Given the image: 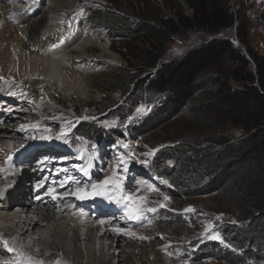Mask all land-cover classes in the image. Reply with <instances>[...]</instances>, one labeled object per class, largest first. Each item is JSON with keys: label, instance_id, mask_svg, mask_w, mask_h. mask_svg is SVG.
I'll return each instance as SVG.
<instances>
[{"label": "rangeland", "instance_id": "374dc122", "mask_svg": "<svg viewBox=\"0 0 264 264\" xmlns=\"http://www.w3.org/2000/svg\"><path fill=\"white\" fill-rule=\"evenodd\" d=\"M11 1L13 4L9 21L12 24H16L18 18L25 16L27 10L38 20H44L46 11L54 13L58 9V3L70 1V5L61 14V25L57 30L59 36L74 39L79 31L77 44L90 36L93 41L107 44L118 60L115 66L111 67L102 64L97 68L94 65L79 67L76 70L81 77V90L78 94H66L62 88L56 86L46 92L40 90L37 93L31 91L26 83L25 86H18L14 81H3V76L0 75V88L15 93L10 103L19 105L20 108L26 105L23 110L30 106L29 114L23 112L26 118L14 113L7 105L1 107L9 111L0 112V119L5 128L10 132H13V126L20 130L19 139L15 142L11 140L15 147L8 149L7 158L0 154V181L7 187L10 186L4 195H0L1 204L20 200L19 207H22L23 199L17 195L22 191L24 194L25 189L26 193L32 189L36 194H41L37 197L39 201H52L60 197L61 195L52 194L56 188H61L63 195L71 194L77 198L76 188H90L93 183L113 176L115 170L127 167L125 178L121 181L122 191L126 193L131 190L142 202L143 208L155 207V213L145 211L142 221L131 222L124 215L122 205L100 196L90 198L88 205L85 200L78 198L76 201L70 200V203L75 204V213L71 215L74 218L79 217L80 211H85L95 220L109 219L108 215L103 216L102 213H109L112 218L124 221L127 219L135 232L126 239L122 238L118 247L130 243L134 253L132 264H264V261L256 259L237 261L228 258L232 261L229 262L208 250L210 246L217 244L226 254L240 257L242 250L236 246L237 242L232 241V235L229 234L231 231L228 232L224 228L226 225L234 227L245 222L237 219L234 205L224 195L209 194L205 186L195 188L191 183L199 173L193 169L197 165L196 162L192 166H189V162L193 161L197 151L202 153L213 146L210 139L215 133L223 130L225 139L231 143L245 137L242 129L231 122L219 120L205 124L199 121L191 110L194 105L211 95L212 79L218 74L229 72L230 64L222 60L213 65L203 76V88L194 97L191 106L179 117L168 123L158 124L155 129L144 126L149 115L159 105L160 99L142 94L137 88L138 84L155 72L141 62L145 47L151 48L152 44L162 55L163 64L180 59L189 50L215 38L229 39L234 46L240 47L238 37L241 35L264 57V0ZM189 1L200 7L202 19L205 15L207 21L212 22L211 14H217L219 20L216 25L219 29H213L206 20L203 21L204 27L185 28L182 24L176 25L180 23L178 4L183 6L187 18H195L196 12L191 8ZM113 18L121 20L125 27L144 24L158 30L155 37H131L121 30L123 26L119 30L113 29L112 21L107 20ZM231 20H235V24L230 28L220 27V24H228ZM239 25L241 33L238 30ZM67 27L73 28L72 33H65ZM52 39L55 44L54 36ZM40 44V51H51V47L55 48L49 41ZM88 51L93 56L102 53L94 44L89 45ZM242 51L245 52L244 47ZM70 54L76 56L75 51ZM79 63L80 61L77 62ZM122 69L131 70L129 80L122 78ZM21 87L25 91L29 90L28 100L32 101L31 103L22 104L16 101L25 93ZM5 114L8 119L5 117L6 120H2ZM83 124L90 128L89 134L78 129V126ZM30 125H39L41 130L24 127ZM45 129H51L50 134L54 138L51 142L38 139L39 135L45 134ZM62 132L66 136L56 140L55 137ZM30 135H36L37 139H31ZM64 138L68 139L69 143L65 144ZM125 144L128 145L127 148L123 147ZM165 156L169 157L168 160L162 161ZM42 160L51 163L45 164ZM53 161H56L55 166ZM90 161L93 162V167L89 169V178L83 176L79 169L87 168ZM10 165L13 166V175L8 176ZM32 172H35L36 176L39 175L33 182L30 181V178H33ZM55 173L59 175L55 176ZM121 194L115 192L117 198ZM165 196L169 198L167 201L164 200ZM61 202L62 204L56 200L52 205H64V199ZM15 206L13 209H16ZM187 208H193L195 211L186 212ZM61 221L64 219L61 218ZM209 224L214 225V228L209 229ZM215 233L220 234L224 243L209 238ZM134 235H138V239L132 240Z\"/></svg>", "mask_w": 264, "mask_h": 264}, {"label": "trees", "instance_id": "16d2710c", "mask_svg": "<svg viewBox=\"0 0 264 264\" xmlns=\"http://www.w3.org/2000/svg\"><path fill=\"white\" fill-rule=\"evenodd\" d=\"M190 5L196 12L195 18H187L183 6L178 4L180 23L176 25L182 24L185 28L204 27L203 21L206 20L213 29H219L216 25L219 20L217 14H211L212 22H209L205 15L203 19L200 18L202 11L197 4ZM107 20L112 21L113 29L119 30L123 26L121 30L131 37H155L158 30L144 24L125 27L121 20L115 18ZM234 24L235 20H231L228 24H220V27L226 29ZM238 30L242 32L240 25ZM238 40L240 47L234 46L229 39L215 38L189 50L182 58L163 64L162 55L154 44L151 48L145 47L141 62L155 72L138 84L137 88L142 94L160 99L144 126L155 129L158 124L179 117L191 106L194 97L203 88V76L213 65L222 60L230 64L229 72L218 74L212 79L211 95L191 110L205 124L219 120L231 122L242 129L245 137L231 143L225 139L223 130L215 133L210 139L213 146L202 153L197 151L193 161H188L189 166L196 162L193 169L199 173L191 183L195 188L205 186L209 194L224 195L234 205L237 219L245 222L234 227L226 225L224 228L231 231L232 241L237 242L236 246L242 250L240 257L226 254L217 244L208 250L229 262L232 261L228 258L237 261L256 259L261 262L264 261V57L241 35ZM120 72L122 78L130 79L131 70L122 69ZM86 126L79 125L78 129L87 134L90 128ZM168 158L165 156L162 161Z\"/></svg>", "mask_w": 264, "mask_h": 264}, {"label": "bare ground", "instance_id": "6f19581e", "mask_svg": "<svg viewBox=\"0 0 264 264\" xmlns=\"http://www.w3.org/2000/svg\"><path fill=\"white\" fill-rule=\"evenodd\" d=\"M70 3V1L58 3V9L56 8L57 11L54 12L55 15L46 11L43 16L44 20H38L27 10L25 16L18 18L19 21L16 24H12L9 21V14L13 1L0 0V75L3 76V81H14L17 82L18 86H25L24 83H26L30 86L31 91L37 93L40 90L46 92V90L56 86L62 88L66 94H78L81 90V77L76 70L79 67L94 65L97 68L99 64L108 67L115 66L118 57L110 51L107 44L93 41L90 36L77 44V36H80L79 31H77L74 39L70 37L64 39L63 36H59L57 30L61 25V14ZM72 29L67 27L65 33H72ZM45 36L47 37L43 40ZM52 36H54L55 44H53ZM46 41L55 46V48L51 47L53 52L39 50L41 48L40 43ZM91 44L101 49V55L89 54L88 47ZM74 51L76 56L70 54ZM79 61L80 63L77 64ZM85 62L86 64H84ZM4 89L0 88L2 90L0 99L6 98L7 100H0V109L7 105V107L12 108L14 113L26 118L27 116L25 117L23 112L29 114L30 106L27 107V110H23L26 105L20 108L19 105L10 103L13 100L10 93L14 92ZM27 91L29 90L27 89ZM27 91L24 90L25 93L16 101H20L22 104L31 103L32 101L28 100ZM5 111V109L0 110L2 113ZM7 112L9 111L7 110ZM19 116H15V118ZM5 117L6 114L2 120ZM6 119L8 118L6 117ZM12 129L13 132H10L9 129L5 128V124L0 119V154L2 157L5 156L4 158H7L8 149L15 147L13 142L19 139L20 130L15 126ZM44 160L47 159L44 158ZM51 161L48 163L42 160L45 164H50ZM52 163L55 166L56 161ZM10 166L7 170L8 176L13 175L11 174L13 166ZM56 173L55 176L59 175ZM15 174H17L16 171ZM38 176L32 172L31 177L33 178H30V181L33 182V179ZM8 179H4V181L9 182ZM8 187L0 181V193L4 195L10 189V186ZM86 190L89 193L92 191L91 187ZM60 191H62L61 188L54 189L52 194L61 196L52 201L49 199L39 201L37 197H40L41 194H36V191L33 192L32 189L26 193L27 189H25L24 194L22 191L21 194L17 195L23 199L22 207H19L20 200L9 204H1L0 201V264H15L16 260L15 254L8 252L4 247V240H8L12 247L23 246V251L31 254L34 259L43 261L44 264H57V261L60 264L134 263V253L132 247L129 246L130 243L124 244V247H118L121 245L122 238L126 239L128 235L135 232L127 219L124 221L112 218L109 213H102L103 216L108 215L109 219L95 220L90 218L85 211H80L79 217L74 218L71 215L75 213V204L70 203V200L76 201L77 198L71 194L63 195ZM22 194L23 196H21ZM90 198L89 196V198L84 199L86 205L90 203L87 202ZM63 199L64 205H61ZM56 200L61 204L52 205V202H56ZM37 201L39 203H36ZM16 204L18 205L15 206ZM14 206L16 209H13ZM61 218L64 221H61ZM134 238L138 239V235H134L132 240Z\"/></svg>", "mask_w": 264, "mask_h": 264}, {"label": "snow or ice", "instance_id": "6c2138e0", "mask_svg": "<svg viewBox=\"0 0 264 264\" xmlns=\"http://www.w3.org/2000/svg\"><path fill=\"white\" fill-rule=\"evenodd\" d=\"M2 79V78H0ZM11 95H15V93H10ZM25 128H31L35 129L36 131H40L41 128L39 125H30V126H24ZM45 134L39 135L38 139L40 141H48L51 142L54 138L50 134L51 129H45L43 130ZM65 133H61L59 136H56V140H60L62 137H65ZM30 138L33 140L37 139L36 135H30ZM63 142L65 144L69 143L68 139L64 138ZM123 147L127 148L128 145L125 144ZM155 151V150H153ZM123 160V157H121ZM9 160H11V157H9ZM141 163H147V161H140ZM93 167V162H89L87 165V168H80L79 170L85 177L90 178V172L89 169ZM127 172V167H123L121 169L115 170L114 175L111 177H107L103 179L102 181L98 183H93L91 185V193H89L85 188H80L78 187L75 190V194L78 199L84 200L85 198H95L97 196L103 197L106 200L114 201L117 205H122L123 210H124V215L131 221H142L144 218V213L145 211L147 213H155L157 209L155 207H147L146 209L141 206V201L137 198V196L129 190L128 192L124 193L122 191L121 187V181L125 178L124 173ZM135 183V181H133ZM151 187V185H150ZM113 190H115L113 192ZM110 192L112 193L110 195ZM115 192H121L122 194L117 198L115 196ZM2 195V193H0ZM169 198L167 196L164 197V200L167 201ZM164 205H161L163 207ZM186 212H193L195 211L193 208H187L185 209ZM209 229L214 228V225L209 224L208 225ZM119 231V229H117ZM141 239H145L144 237H140ZM210 239L217 240L221 243H224L222 237L220 236L219 233H215L209 236ZM4 247L7 249L8 252L14 253L16 256L15 264H44L43 261L36 260L33 258V256L25 251L22 250L23 246L20 247H12L9 245L8 240L3 241ZM57 264H60L59 261H57Z\"/></svg>", "mask_w": 264, "mask_h": 264}]
</instances>
